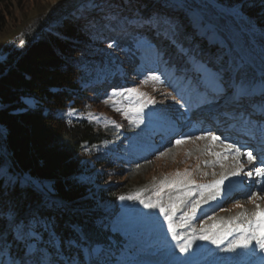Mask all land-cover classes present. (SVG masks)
Wrapping results in <instances>:
<instances>
[{
    "label": "trees",
    "instance_id": "trees-1",
    "mask_svg": "<svg viewBox=\"0 0 264 264\" xmlns=\"http://www.w3.org/2000/svg\"><path fill=\"white\" fill-rule=\"evenodd\" d=\"M214 1L234 9L246 29H256L241 32V45L254 65L264 70V65L256 62L264 60L254 48L264 51V0ZM13 2L19 4L20 0H0V31L7 25ZM174 5L170 0H84L66 18L51 17V22L38 18L22 40H17L21 41L19 45H3L0 149L5 156L0 153V170L5 174L0 175V213L15 206L21 218L37 213L50 221L62 253L55 257L58 264L73 259L76 264H87L80 248L68 244L76 239L73 225L86 234L89 245L106 250L103 258L108 264H126L116 243L120 233L113 228H117L124 202L119 197L126 195L117 180L133 158L130 150L134 144L128 141L125 147V138L104 143L108 140L106 132L114 127L97 124L82 114L86 107H96L113 91L130 88L149 70L155 77L152 83L159 73H178L183 87H187L196 75L189 56L213 68H240L242 75L258 80L255 70L239 57L231 42L226 40L227 53L223 42L202 28L203 23L194 25L192 19L183 18V8ZM199 12L206 20L214 13L209 4ZM157 15L180 25L176 43L163 30L158 33L141 26L144 19ZM225 17L238 28L233 16ZM214 22L219 28L223 21ZM109 44L116 46L110 48ZM181 46L188 56L179 52ZM191 93L193 99L189 101L201 103L192 89ZM25 97L33 100L30 106ZM114 98L125 105L136 101L134 95L131 101ZM66 110L64 115L58 114ZM159 111L168 117L166 109L159 106ZM120 116L114 115V122L124 127L128 119ZM173 125L167 119L163 129L172 130ZM138 154L144 156L143 148ZM90 175L97 185L96 193L90 192L92 186L87 184ZM22 176L31 183L23 192L19 185L8 182ZM107 202L113 207L105 205ZM3 219L0 215V232L10 237ZM8 245L13 247L11 238Z\"/></svg>",
    "mask_w": 264,
    "mask_h": 264
},
{
    "label": "rangeland",
    "instance_id": "rangeland-1",
    "mask_svg": "<svg viewBox=\"0 0 264 264\" xmlns=\"http://www.w3.org/2000/svg\"><path fill=\"white\" fill-rule=\"evenodd\" d=\"M83 1L20 0L19 4L13 2L7 16V25L0 31V61L5 57L2 49L3 45L6 43H16V45H19L21 41L17 40L20 37L19 40H22L23 34L30 26H34L38 18L43 22H51V17H56L57 19L66 18ZM170 1L176 4H186L187 7H180L184 10L183 18H190L193 21V17H198L200 21L198 24L203 23L202 26L204 27L202 28L204 30L210 31L215 38L223 42L227 53L230 51L226 40L231 42L242 53L244 50L241 45V32L256 31L255 28L246 29L240 22V18H238L234 9H228L223 5H219L214 0ZM215 3L219 8H216L218 6L215 7ZM208 4L214 13L208 15V20H206L202 17L199 10L201 8L205 9ZM227 15L233 16L238 28H235L231 20L225 17ZM215 19L223 21L219 28L214 24ZM198 24L194 23L196 26ZM204 38L205 36L202 35L201 39ZM254 48L259 53L260 58L264 60V51L258 49L256 46ZM203 52H205L204 49ZM252 56L255 55L252 54ZM243 57L249 59L245 57V54H243ZM256 62L261 66L264 65L260 59ZM251 67L254 68L253 66ZM261 71L260 68L255 69L258 76L257 82L264 76V72ZM152 77L151 70H149V72L143 74L138 83L132 84L128 88L137 89L138 92L145 94L143 98L134 95V100H140L142 103L148 99L155 101V103L145 107L142 113L128 111L134 105H125L120 100H117V98H113L116 99V107L122 109V111L118 112L115 110L113 102L109 100L108 96H105L103 102L96 107H86L84 113H82L95 119L97 124H108L114 127L112 131L106 132L108 137H105V139L108 140H104V143H108L109 141L112 143V141L125 138V147L130 144L128 141L134 144L130 150V153H133V158L123 170V175L117 180L119 183L118 187L125 190V196L142 192V198L147 199L151 197L155 200L157 198L153 196V192L159 188L162 181L181 179L185 173L189 174L187 179L195 181L196 185L210 184L208 172L201 171L202 168L200 166L203 167L204 162L206 165L209 158L213 157L208 154L209 151L216 152L218 146L222 143L220 141L213 143L210 139H197V137L207 132H212L220 136L224 143H231L240 148L241 155L244 156L240 162L244 165L243 173L236 176L232 175L231 177L240 182L245 178L247 185L244 190L240 189L242 190V192L240 191V195L237 194L236 196L227 198L222 196L210 204H203L201 202L203 198L200 197L198 191H194L192 196L185 197L186 202L199 200L200 207L197 209L198 218L190 221V226L187 229H181L180 231L182 234L190 236L192 234L191 230L194 228L196 229V234L199 235L200 229L203 227L206 230V234L211 235L215 233L219 235L222 230L228 227V224L224 221L227 217L234 219V223L232 224L233 229H235L236 223L247 224L249 220H252L251 218H255L253 213L257 211V205L260 206L261 210L264 209V188L258 183L260 178L255 176L254 167L248 164L247 157L242 153L251 151L253 156L258 159L254 161L259 165L254 166L264 167V164L260 163L264 161V113L258 108L254 113L250 114V106H247L246 103L242 106H235L226 99L228 103L223 110L224 118L217 122L213 118L211 119V117L204 116L202 107L199 104L195 106L191 103L193 99L191 89L188 86L183 87L178 73L172 76L159 73L155 83H152ZM135 78L136 76L131 81H135ZM190 99L191 101H189ZM106 100L111 101V103L108 102V108H106ZM24 101H28L30 104L33 103V100L29 97H25ZM223 101L225 102V99ZM181 104L184 107H181ZM159 106L167 110L168 117L165 116L166 112L159 111ZM68 111H61L58 114L64 115ZM125 111H127V115L124 114ZM157 111L159 112L158 117L155 116ZM114 115H121L120 117L128 119L127 125L124 127L118 126L114 122ZM77 116H79V112H77ZM167 119H170L176 125L172 132L162 129L161 124H165ZM248 121H251V123ZM232 125L234 127H231ZM155 130L156 133H154ZM162 133L164 135L169 134L166 140H163L164 135ZM157 136L160 138H157ZM182 138L185 139V142L177 145L175 141ZM141 148L144 150V156L138 154ZM98 150L103 151L106 149L101 150V148H98ZM224 154L228 155L227 152ZM229 167L232 170H236V162H232L226 168L222 166L223 169H228ZM248 171H253V176L249 177L244 174ZM177 173L181 174L180 177L176 175ZM88 177L86 178L88 180L87 184L89 188L92 186L90 192L96 193L97 185L93 182L91 175ZM22 178L25 177L22 176ZM190 187L195 189L194 185ZM182 191V188L169 189L166 187L162 195L165 202H167L170 195L175 197ZM257 194L263 197L262 201H247L249 196ZM206 195L208 196V192H205L204 196ZM105 205L110 206V208L113 207V204L109 202ZM228 205H232L233 209L226 208ZM120 206L121 214L118 217V225L113 230L115 232L117 230L120 233V238L116 243L124 254L126 264H165L169 259L166 254V246L174 247L175 242L172 241L171 234L167 231V223L163 216L159 214L158 209H146L139 200H124ZM221 208L224 209L218 212ZM182 211L177 213V218L182 214ZM248 214L250 219H248ZM236 218L239 219L237 220ZM201 220L204 221V225H200L199 228L194 227V221L198 222ZM213 224L220 227L213 229L211 227ZM232 234L235 237L231 240H234L239 235L235 231ZM205 242L206 240H195L193 241L192 248L189 249V253H194L192 258L196 261V264H226L228 258L231 257L236 258V263L239 264L237 258L240 252L245 251V249H236L234 253L225 251L228 248V242L227 246L221 245L222 247H218L217 256L213 258L208 256L209 250L206 249ZM175 255H180L178 250L175 251ZM246 255L249 256V253H246Z\"/></svg>",
    "mask_w": 264,
    "mask_h": 264
},
{
    "label": "snow or ice",
    "instance_id": "snow-or-ice-1",
    "mask_svg": "<svg viewBox=\"0 0 264 264\" xmlns=\"http://www.w3.org/2000/svg\"><path fill=\"white\" fill-rule=\"evenodd\" d=\"M175 7H187L184 3H178ZM194 23H200L198 17H193ZM146 25L148 28H154L158 33L163 30L166 35L172 37V42L176 43V37L180 34V25L175 23L171 19H161L157 16H150L142 21V25ZM115 44H109V47H115ZM179 52L188 56V51L181 46ZM162 58L160 52L157 53ZM189 61L192 65V71L196 74L193 80L188 81V87L192 89L199 97L200 102L203 105L214 104L219 99H228L229 102L235 106H242L247 103L253 110V113L259 107L264 109V76L257 82L253 79H249L246 75H242V69L232 67H209L208 64L201 62L194 56H189ZM223 64V62H222ZM155 79V77H152ZM143 98L144 93L138 92L137 89L131 88L123 91H113L109 100L113 102L115 110L120 112L122 109L116 107L114 97H122L125 100L131 101L132 96ZM106 100L105 103H108ZM155 101L148 99L146 102H140L136 100L133 102L134 106L128 109V111H135L136 113H142L144 108L149 104H153ZM26 104L30 106V102L26 101ZM181 107H184L181 104ZM127 115V111L124 112ZM251 123V121H248ZM197 139H210L213 143L220 141L225 148V151L234 156L236 160V170L232 175H240L243 171L244 165L240 163L239 157L241 155L240 148L231 143H224L220 136L215 135L212 132H207L204 135L197 137ZM185 142V139H177L175 143L177 145ZM209 155L216 156L219 162V158L222 156L227 158L224 153L211 152ZM247 157L248 164L252 165L253 161L257 159L253 156L251 151L242 153ZM208 163V162H206ZM264 164V161H261ZM5 173L0 170V175ZM251 177L253 171L244 173ZM254 174L256 177L264 181V167H255ZM180 177V173L176 174ZM188 173L184 174V177L178 180L162 181L159 188L153 192V196L157 199L153 200L151 197L142 198V192H137L128 196H120V200H139V202L146 209H152L159 211V214L163 216L167 223V231L171 234L172 241L175 242V246H166V254L169 259L165 264H196V261L192 258L194 253H189V249L192 248L193 241L195 240H209L213 245L219 247L223 243L227 236L232 235L233 231L239 233V235L230 242L225 251L234 252L236 249H247L250 253L254 254L256 247L261 252H264V210L260 209L257 205V211L253 213L255 220H249L247 224L236 223L235 229L232 228L234 221L228 222V227L219 236L215 233L209 235L206 234V230L202 227L200 234H196V229H192V234L186 236L182 234L181 229H185L190 226V221L197 217V209L200 207L199 200L185 201V197L192 196L194 191H198L204 202L208 199H216L219 195L220 185L223 183L225 177L220 180L214 181L208 185H196L195 181L187 179ZM9 183H14L20 186L23 192L27 187L31 186L29 180L25 178H18L16 180H9ZM195 186V189L190 186ZM180 189V192L175 197L169 196L167 202L163 198L165 188ZM264 188V183L261 184ZM205 192H208V196L205 197ZM182 209H186L183 210ZM182 214L177 218V213ZM4 217L2 222L5 225V230L10 234L5 236L3 232H0V264H58L55 257L60 256L61 248L56 242V234L54 232V225L46 219H42L37 213H32L29 217L21 218L15 206L12 209H6L0 213ZM237 220L239 218H236ZM213 229H218L220 226L213 224ZM73 233L76 237L74 240L68 241L69 246L80 248L84 255L87 264H108L104 259L107 255L99 245H89L88 238L78 226L73 225ZM45 234L48 239L45 240ZM11 238L13 247H9L8 239ZM253 242H255L253 244ZM18 249V250H17ZM178 250L180 255H175V251ZM67 264H76V261L69 260Z\"/></svg>",
    "mask_w": 264,
    "mask_h": 264
},
{
    "label": "bare ground",
    "instance_id": "bare-ground-1",
    "mask_svg": "<svg viewBox=\"0 0 264 264\" xmlns=\"http://www.w3.org/2000/svg\"><path fill=\"white\" fill-rule=\"evenodd\" d=\"M215 7L218 6L216 3L214 4ZM216 8H219L216 7ZM241 56L243 57V54L244 51H242V53L240 52ZM245 57L247 58L248 56L245 54ZM249 58V57H248ZM243 59H245L243 57ZM246 61H250L251 63L252 60L249 58V59H245ZM234 139H236L234 137ZM216 152H221V153H225V148H224V145L221 144L220 146H218V149L216 150ZM0 153H2V150L0 149ZM228 153V152H227ZM244 156L240 155L239 157V161L241 162L242 158ZM217 157L216 156H213L211 158H209V160L207 161L208 163H206L205 165V162L203 163L204 166H200V168H202L201 171H206L208 172L209 176H210V184H212L214 181H217V180H220L222 177H225V179L223 180V183L220 185V189H219V195L216 196V199L212 200V199H208L207 202H204V200L202 199L201 202L203 204H210V203H213L215 200H217L218 198L220 197H232V196H236L237 194L240 195V193L242 192V190H240L242 184L241 182L238 180L236 181L235 178H232V172L235 171V170H232L230 169V167L228 169H225L227 166H230L231 163H235L236 160L234 159V156L232 154H229L227 155V158H224L223 156L221 158H219V162H216L217 161ZM233 159V160H232ZM261 159V158H260ZM258 160V159H257ZM262 160V159H261ZM222 161V163H221ZM262 164V163H261ZM254 165H256L255 161H253V164L250 165L251 167H254ZM222 166H224L225 168L223 169ZM243 172H241L242 174ZM236 176V175H235ZM245 181L246 179H244L243 183L245 184ZM241 191V192H240ZM207 197V195L205 196ZM252 200H257V201H262L263 200V197H261L260 195H251L247 198V201H252ZM262 203V202H261ZM264 203V202H263ZM226 208L228 209H233V206L232 205H228L226 206ZM224 209V208H223ZM222 208L218 210V212L222 211L223 210ZM264 210V209H263ZM205 212V211H204ZM248 219H250L249 217V214H248ZM252 220H255V218H251ZM206 220V218H205ZM234 219H232V217H227L224 221L226 224H228L229 221H233ZM204 223V221H198V222H195L193 223L194 227L196 228H199L200 225H202ZM204 225V224H203ZM188 228V227H187ZM185 228V229H187ZM211 229V228H210ZM209 230V229H208ZM224 232V230H222L219 235ZM218 235V234H217ZM218 235V236H219ZM235 237L234 234L232 235H229L227 236L226 239H224L223 243L220 244L219 246L221 245H225L227 246L228 242L233 238ZM232 241V240H231ZM230 244V242H229ZM229 246V245H228ZM205 247L206 249L209 250L208 252V256L210 257H215L217 256V253H218V247L217 245H213L209 240H206L205 242ZM222 247V246H221ZM220 248V247H219ZM234 253V252H233ZM236 253V252H235ZM246 253H249V256L246 255ZM220 254V253H219ZM234 255V254H233ZM231 257V256H230ZM237 262H239V264H264V252H261L259 250L258 247H256V250H255V253L252 254L250 253L247 249H245V251L243 252H240L238 258H237ZM226 264H237L236 263V258H228L227 260V263Z\"/></svg>",
    "mask_w": 264,
    "mask_h": 264
},
{
    "label": "built area",
    "instance_id": "built-area-1",
    "mask_svg": "<svg viewBox=\"0 0 264 264\" xmlns=\"http://www.w3.org/2000/svg\"><path fill=\"white\" fill-rule=\"evenodd\" d=\"M2 154H3V151H2Z\"/></svg>",
    "mask_w": 264,
    "mask_h": 264
}]
</instances>
